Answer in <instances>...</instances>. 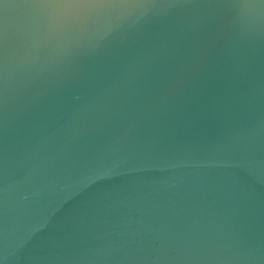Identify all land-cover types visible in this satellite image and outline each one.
Masks as SVG:
<instances>
[{
    "label": "water",
    "instance_id": "1",
    "mask_svg": "<svg viewBox=\"0 0 264 264\" xmlns=\"http://www.w3.org/2000/svg\"><path fill=\"white\" fill-rule=\"evenodd\" d=\"M0 264H264V0H0Z\"/></svg>",
    "mask_w": 264,
    "mask_h": 264
}]
</instances>
